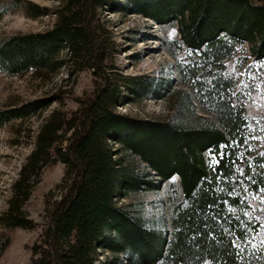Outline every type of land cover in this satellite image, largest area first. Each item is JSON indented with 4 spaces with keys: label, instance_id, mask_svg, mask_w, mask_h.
Returning a JSON list of instances; mask_svg holds the SVG:
<instances>
[{
    "label": "trees",
    "instance_id": "1",
    "mask_svg": "<svg viewBox=\"0 0 264 264\" xmlns=\"http://www.w3.org/2000/svg\"><path fill=\"white\" fill-rule=\"evenodd\" d=\"M52 1L15 0L14 10L29 18L56 19L41 32L0 37V72H90L92 87L72 96L74 107L60 90L0 109L1 130L59 104L41 124L0 213V262L13 230L40 228L29 246L31 264H97L99 252L114 256L113 264H264L252 241L260 223L249 216L248 197L264 188L263 158L240 173L249 120L245 96L226 72L240 52L244 63L264 60V0ZM106 10L176 23L178 79L124 73ZM147 97L165 100L168 114L117 111ZM59 163L63 177L36 221L28 204L46 169ZM175 175L184 200L173 207L171 230L150 226L134 203H120L159 191Z\"/></svg>",
    "mask_w": 264,
    "mask_h": 264
},
{
    "label": "rangeland",
    "instance_id": "2",
    "mask_svg": "<svg viewBox=\"0 0 264 264\" xmlns=\"http://www.w3.org/2000/svg\"><path fill=\"white\" fill-rule=\"evenodd\" d=\"M42 6L53 7L52 0H33ZM15 0H0V37H9L15 33L37 32L50 29L56 19L53 14L37 19L29 18L23 9L14 10ZM106 20L113 30L120 54L116 57L117 64L126 74H153L155 77H174L175 59L171 52L178 50L179 32L176 23L157 24L150 19L136 14L123 15L106 10ZM135 54L140 60L136 61ZM227 74L235 78L237 88L245 96L249 127L245 145L240 149L241 166L249 164L256 168L255 163L263 158L264 164V60L255 61L250 58L244 63L242 52L227 61ZM92 87L90 72H83L77 77H70L63 68L45 78H39L32 72L25 75H9L0 72V109L12 103H22L37 97L49 96L54 92L63 91L68 94L67 104L74 107L72 96L82 94ZM55 103L38 115L24 120L13 121L0 130V213L6 210L7 199L11 194V185L18 177L26 157L34 147L35 138L41 124L51 110L58 107ZM117 111L133 117H159L168 114L165 100L147 97L138 103H124ZM62 163L46 169L42 182L32 196L28 210L30 216L41 222L45 208V196L55 188L63 177ZM243 174V170L240 172ZM242 178V177H241ZM244 180V179H242ZM252 211L249 216L260 223L259 231L253 245L263 249L264 255V188L258 192L248 193ZM184 200L180 178L175 175L162 184L159 191L141 192L120 203H134L141 210L143 218L152 227H167L171 230L170 219L173 207ZM40 228L26 230L17 228L11 232L12 245L1 259L0 264H31L29 246L36 240ZM114 256L99 252L97 264H113ZM123 264H129L123 258ZM205 264H211L209 262Z\"/></svg>",
    "mask_w": 264,
    "mask_h": 264
}]
</instances>
